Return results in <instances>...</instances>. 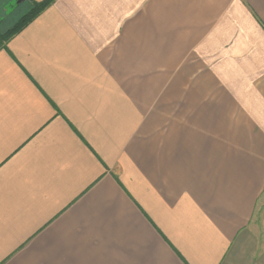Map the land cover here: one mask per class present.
I'll list each match as a JSON object with an SVG mask.
<instances>
[{"label": "crops", "instance_id": "1", "mask_svg": "<svg viewBox=\"0 0 264 264\" xmlns=\"http://www.w3.org/2000/svg\"><path fill=\"white\" fill-rule=\"evenodd\" d=\"M0 264H264V0H51L14 35Z\"/></svg>", "mask_w": 264, "mask_h": 264}, {"label": "trees", "instance_id": "2", "mask_svg": "<svg viewBox=\"0 0 264 264\" xmlns=\"http://www.w3.org/2000/svg\"><path fill=\"white\" fill-rule=\"evenodd\" d=\"M50 1L51 0L35 2L34 0H25V2L23 3L27 4L25 14L11 29L4 33L0 32V49L7 47L8 41L26 25H28L36 16H38V14L47 7ZM9 4L10 3H8L7 5ZM22 5H20L18 8L20 9Z\"/></svg>", "mask_w": 264, "mask_h": 264}, {"label": "rangeland", "instance_id": "3", "mask_svg": "<svg viewBox=\"0 0 264 264\" xmlns=\"http://www.w3.org/2000/svg\"><path fill=\"white\" fill-rule=\"evenodd\" d=\"M17 0H0V32L4 33L11 29L17 21L25 14L27 4L19 9H10L11 3L16 4ZM10 3L9 5H7Z\"/></svg>", "mask_w": 264, "mask_h": 264}, {"label": "water", "instance_id": "4", "mask_svg": "<svg viewBox=\"0 0 264 264\" xmlns=\"http://www.w3.org/2000/svg\"><path fill=\"white\" fill-rule=\"evenodd\" d=\"M24 2H25V0H17L16 1V4L11 3V5L9 6V8L12 9V10L17 9Z\"/></svg>", "mask_w": 264, "mask_h": 264}]
</instances>
